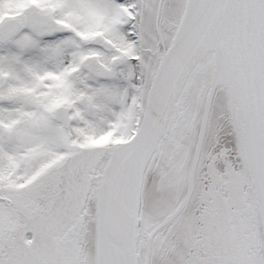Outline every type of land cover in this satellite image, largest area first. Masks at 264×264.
Wrapping results in <instances>:
<instances>
[{
  "label": "snow or ice",
  "instance_id": "1",
  "mask_svg": "<svg viewBox=\"0 0 264 264\" xmlns=\"http://www.w3.org/2000/svg\"><path fill=\"white\" fill-rule=\"evenodd\" d=\"M0 264H264V0H0Z\"/></svg>",
  "mask_w": 264,
  "mask_h": 264
}]
</instances>
